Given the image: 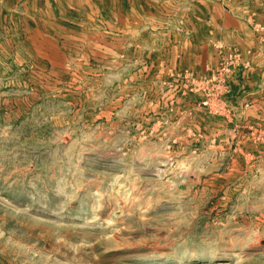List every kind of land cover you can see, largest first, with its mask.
<instances>
[{
  "label": "rangeland",
  "instance_id": "374dc122",
  "mask_svg": "<svg viewBox=\"0 0 264 264\" xmlns=\"http://www.w3.org/2000/svg\"><path fill=\"white\" fill-rule=\"evenodd\" d=\"M0 264H264V0H0Z\"/></svg>",
  "mask_w": 264,
  "mask_h": 264
}]
</instances>
